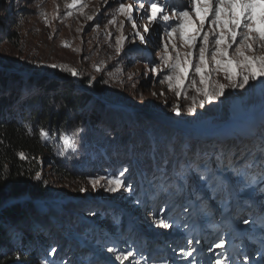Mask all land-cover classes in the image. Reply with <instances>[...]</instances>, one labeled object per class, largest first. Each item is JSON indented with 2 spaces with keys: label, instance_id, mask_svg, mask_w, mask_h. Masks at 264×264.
<instances>
[{
  "label": "rangeland",
  "instance_id": "1",
  "mask_svg": "<svg viewBox=\"0 0 264 264\" xmlns=\"http://www.w3.org/2000/svg\"><path fill=\"white\" fill-rule=\"evenodd\" d=\"M70 2L0 0V60L8 56L35 64L39 75L24 69L16 73L34 84L56 81L55 73L60 71H75L72 77L77 83L86 79L102 87L105 94L126 97L129 105L108 104L122 108L113 109L118 110L115 116L111 110H96L114 123L106 122L111 132L128 141L122 153L108 155L111 166L102 164L94 171L84 168L85 179L63 180L44 165L40 177L56 196L55 204L76 205L63 209L57 225L61 232L51 233L52 250L44 252L40 263L51 258L57 264H179L177 257L185 259L183 264L252 263L264 251V129L260 128L264 122V84L260 81L264 77L240 88L229 86L224 74L217 73L213 79L226 86L224 95L200 107L203 97L190 86L196 79L200 87L199 77L192 71L180 96L169 90L167 82L161 83L170 71L164 63V46L171 39L168 24L179 23L172 13L190 7L189 0H82V5L71 9L67 7ZM152 2L164 9L160 15L170 16L168 24L149 19ZM121 4L130 5L132 11L122 14ZM137 33L144 37L143 43ZM174 42L183 56L188 49L178 34ZM168 54H176L171 43ZM190 107L194 112L188 111ZM227 111L232 123L214 129L211 137L192 138V131L177 126L187 117L194 123L213 124ZM135 116L140 120L135 121ZM143 124L154 130L175 129L166 158L161 153L153 158V142L145 146L134 140L136 149L132 150L126 146L131 140L130 127ZM256 124L259 128L251 138L249 130ZM178 162L179 170H175ZM121 172L126 173L124 179ZM110 178L123 181L119 190H110ZM97 179L100 182L93 186ZM134 181L141 187L138 192ZM248 200V211L239 209ZM66 219L71 222L66 224ZM204 220L219 226L201 228ZM113 223L116 228L109 229ZM194 228L199 230L193 232ZM39 230L44 234V228ZM192 234L195 238L189 243ZM185 240L188 246L184 249L180 243ZM220 242L223 247H215ZM129 252L132 255L123 259Z\"/></svg>",
  "mask_w": 264,
  "mask_h": 264
},
{
  "label": "trees",
  "instance_id": "2",
  "mask_svg": "<svg viewBox=\"0 0 264 264\" xmlns=\"http://www.w3.org/2000/svg\"><path fill=\"white\" fill-rule=\"evenodd\" d=\"M33 65L12 60L8 56H2L0 60V66L14 67V71L0 70V264L44 262V252L53 247L51 233L61 232L57 225L61 223L63 209L76 205L68 202L55 204L56 196L40 177L46 163L55 177L68 181L85 179L88 175L83 172L84 168L93 167L94 171L102 164L111 166L108 155L116 151L122 153L128 141L111 132L106 122L112 121L99 116L100 111L96 110H111L115 116L118 110L113 109L122 108L109 107L108 104H128L126 97L105 94L102 87L94 86L86 79L77 83L72 73L66 71L55 73L56 81L41 80L36 84L16 74L24 69L39 75V68ZM81 86L88 87L90 92L83 91ZM228 111L219 117V121L230 118ZM135 118V121L139 119L138 116ZM186 119L192 121L190 123L195 122L189 117ZM131 127L132 131L128 132L131 140L126 145L129 149H136L132 141L137 140L145 146L154 143V159L160 153H170V141L175 129L171 127V131L158 127V130H154L145 124ZM260 128L264 129V122ZM42 132L48 133L46 139ZM193 136L198 135L191 134L189 137ZM65 139L68 140L67 144L64 143ZM179 141L182 143L181 138ZM257 144L260 145V142L257 141ZM199 150L204 152L205 149L201 147ZM21 154L24 159H21ZM203 155L200 154L201 157ZM164 157L167 155L164 154ZM131 162L133 166L136 165V156ZM171 167L174 168V163H171ZM130 168L129 165L127 170ZM175 170H179V162ZM123 173L122 179L126 174ZM130 175L129 180L132 178ZM134 184H137L134 188L138 192L141 187L137 181ZM65 222L68 224L71 220L66 219ZM114 226L113 223L109 229L116 228ZM39 227L44 228V234H40ZM40 251L43 252L39 255ZM56 262L51 258L45 261L46 264Z\"/></svg>",
  "mask_w": 264,
  "mask_h": 264
},
{
  "label": "snow or ice",
  "instance_id": "3",
  "mask_svg": "<svg viewBox=\"0 0 264 264\" xmlns=\"http://www.w3.org/2000/svg\"><path fill=\"white\" fill-rule=\"evenodd\" d=\"M78 5H82V0H71L67 7L71 9ZM189 5L190 7L173 11L172 15L179 20V23L173 26L168 24L169 15H160L164 12L162 7L155 2L150 4L149 19L153 22L162 20L170 28L167 35L171 39L164 46V63L170 71L163 76L161 83L167 82L169 90H174L176 95L180 96L185 88L184 82L192 71L194 77H199L200 87H197L196 79H192L190 86L198 96L203 97L199 106L204 107L205 102L210 103L224 95L226 86L213 79L215 74L222 72L229 86L240 88L248 85L250 80L264 77V0H189ZM140 7L143 8L144 4L141 3ZM119 11L126 14L130 13L132 8L130 5L125 7L121 4ZM132 26L136 27L134 21ZM177 34L183 46L188 49L183 56L174 42ZM137 35L143 43L144 37L139 33ZM169 43L176 53L175 57L168 54ZM117 50L119 51V48ZM193 60L196 62L193 63ZM72 75L76 76L77 73L73 71ZM260 82L264 84V80ZM195 103L193 100V104ZM175 111L176 115L180 114L178 108ZM188 111L194 112V108L190 107ZM41 135L46 139L48 133L42 132ZM64 143L67 144L68 140L65 139ZM21 159H24L23 154ZM123 174L120 173L121 176ZM99 182V179L93 181V186ZM108 183L113 185L110 190L114 192L123 185V181L116 178H110ZM162 226L169 227L168 224ZM215 247L221 248L223 243H217ZM108 251L112 252L113 249L109 248ZM131 255L129 252L123 259ZM187 255H191V252ZM116 259L121 257L117 256ZM217 264L220 262L217 261Z\"/></svg>",
  "mask_w": 264,
  "mask_h": 264
},
{
  "label": "water",
  "instance_id": "4",
  "mask_svg": "<svg viewBox=\"0 0 264 264\" xmlns=\"http://www.w3.org/2000/svg\"><path fill=\"white\" fill-rule=\"evenodd\" d=\"M0 70H3V71H14V67H3V66H0ZM83 91H87V92H90V90L86 87H82L81 88ZM229 123H232V118H228L226 120H222V121H218V122H215L213 124H202L201 122L200 123H190L188 121L185 120V122H178L177 123V126L179 128H181V130H183L184 132L186 131H192V135H198V136H204L205 134L207 135H210L214 132V129L218 128V127H221V126H226L228 125Z\"/></svg>",
  "mask_w": 264,
  "mask_h": 264
}]
</instances>
